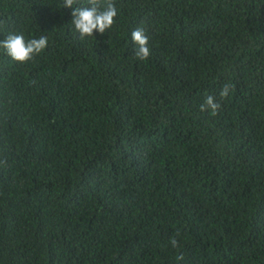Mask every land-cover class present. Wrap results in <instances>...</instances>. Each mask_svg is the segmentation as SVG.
Wrapping results in <instances>:
<instances>
[{
    "label": "trees",
    "instance_id": "16d2710c",
    "mask_svg": "<svg viewBox=\"0 0 264 264\" xmlns=\"http://www.w3.org/2000/svg\"><path fill=\"white\" fill-rule=\"evenodd\" d=\"M116 7L81 39L63 0H0V42L48 37L0 48V264H264V0Z\"/></svg>",
    "mask_w": 264,
    "mask_h": 264
},
{
    "label": "clouds",
    "instance_id": "9594fccd",
    "mask_svg": "<svg viewBox=\"0 0 264 264\" xmlns=\"http://www.w3.org/2000/svg\"><path fill=\"white\" fill-rule=\"evenodd\" d=\"M63 6L73 8L71 12L72 25L79 33L80 38L94 37V32L104 34L115 24V18L118 15L116 0H86V5H81L80 0H63ZM131 39L137 46L135 56L138 60L146 61L150 56L148 47V37L141 28H137L131 32ZM48 46V37L41 35L39 38L25 40L23 34H8L6 39L0 42V48L5 50L7 56L12 60L21 64L32 60L35 56L42 53ZM234 87L229 83H225L220 91V99L224 100L228 97L230 90ZM220 102L215 97L208 95L204 102L200 105V111H211L212 115L218 114ZM176 235H179L177 231ZM173 248L179 247V243L175 237L170 238ZM183 255L177 256V260H182Z\"/></svg>",
    "mask_w": 264,
    "mask_h": 264
}]
</instances>
